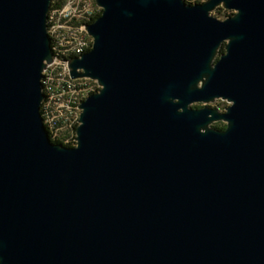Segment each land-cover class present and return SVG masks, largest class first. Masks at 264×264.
<instances>
[{"label": "water", "instance_id": "1", "mask_svg": "<svg viewBox=\"0 0 264 264\" xmlns=\"http://www.w3.org/2000/svg\"><path fill=\"white\" fill-rule=\"evenodd\" d=\"M52 1L0 0V264H264V0H97L77 145L42 112Z\"/></svg>", "mask_w": 264, "mask_h": 264}, {"label": "built area", "instance_id": "2", "mask_svg": "<svg viewBox=\"0 0 264 264\" xmlns=\"http://www.w3.org/2000/svg\"><path fill=\"white\" fill-rule=\"evenodd\" d=\"M193 3L204 0H188ZM98 15L90 0H61L52 10L49 30L53 35L56 59L44 71L46 98L42 104L43 117L55 139L76 145L77 119H80L82 102L98 91L97 82L79 83L71 75L69 60L89 48L88 24Z\"/></svg>", "mask_w": 264, "mask_h": 264}, {"label": "bare ground", "instance_id": "3", "mask_svg": "<svg viewBox=\"0 0 264 264\" xmlns=\"http://www.w3.org/2000/svg\"><path fill=\"white\" fill-rule=\"evenodd\" d=\"M205 1V0H204ZM61 4V0H53L52 1V6H51V9H50V15H52V10H55V7H59ZM90 4L93 5V8L95 10V12H98L100 13L101 11L103 12V7L100 6L98 3H97V0H90ZM50 15H49V19H50ZM97 19V18H96ZM90 22H93V21H90ZM89 22V23H90ZM50 31V30H49ZM50 34H51V31H50ZM52 36V44H53V48H54V43H53V35L51 34ZM89 37H91V39L89 40V48H84L83 51L81 52V54H83L84 52L90 50L93 46H94V42H95V38L94 36L90 33L89 31ZM54 51L56 53V49L54 48ZM80 54V55H81ZM56 59V58H55ZM88 80L91 81V82H97V89L98 91L101 89L102 85L99 83V81L95 78H92V77H89L88 76ZM79 83H86V76L85 77H80L79 78ZM81 112L82 110H80V117H81ZM44 120H45V123H46V118L44 117ZM80 119H77V128H76V145L78 143V127H79V124H80ZM50 131V130H49ZM50 135L52 137V139L54 140L55 137L51 134L50 132ZM67 143V142H66Z\"/></svg>", "mask_w": 264, "mask_h": 264}, {"label": "rangeland", "instance_id": "4", "mask_svg": "<svg viewBox=\"0 0 264 264\" xmlns=\"http://www.w3.org/2000/svg\"><path fill=\"white\" fill-rule=\"evenodd\" d=\"M233 13H234L233 10L227 9L225 7H219L216 10L213 11V14L217 15L221 19H225V18L229 17L230 15H232ZM210 104L212 106H220L222 110H226L227 106H229L231 104V102L228 101L227 99L219 98L216 101L211 102ZM203 105H205V104L202 103V102H195L193 104V106H197V107H200V106H203ZM215 123H219L222 126L227 125V122L224 121V120L215 121L214 124Z\"/></svg>", "mask_w": 264, "mask_h": 264}, {"label": "trees", "instance_id": "5", "mask_svg": "<svg viewBox=\"0 0 264 264\" xmlns=\"http://www.w3.org/2000/svg\"><path fill=\"white\" fill-rule=\"evenodd\" d=\"M189 2H191V1H189ZM101 14H102V11H101L100 13H98V15H97L96 18H98L99 16H101ZM223 50H224V48H223ZM214 125L217 126V127H221V128L226 127V126H222V125H220L219 123H215ZM54 141H59V142H63V143H65V144H67V145H72L71 143H66L65 141H62V140H60V139H54Z\"/></svg>", "mask_w": 264, "mask_h": 264}, {"label": "flooded vegetation", "instance_id": "6", "mask_svg": "<svg viewBox=\"0 0 264 264\" xmlns=\"http://www.w3.org/2000/svg\"><path fill=\"white\" fill-rule=\"evenodd\" d=\"M224 126H226V125H224Z\"/></svg>", "mask_w": 264, "mask_h": 264}]
</instances>
